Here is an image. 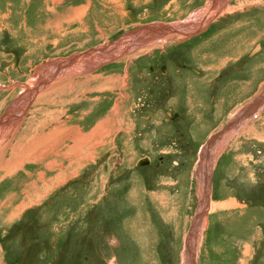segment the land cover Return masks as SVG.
<instances>
[{
    "label": "rangeland",
    "instance_id": "rangeland-1",
    "mask_svg": "<svg viewBox=\"0 0 264 264\" xmlns=\"http://www.w3.org/2000/svg\"><path fill=\"white\" fill-rule=\"evenodd\" d=\"M30 93L0 264H264V0H0V123Z\"/></svg>",
    "mask_w": 264,
    "mask_h": 264
},
{
    "label": "bare ground",
    "instance_id": "bare-ground-1",
    "mask_svg": "<svg viewBox=\"0 0 264 264\" xmlns=\"http://www.w3.org/2000/svg\"><path fill=\"white\" fill-rule=\"evenodd\" d=\"M208 21V20H207ZM196 24V23H195ZM201 27V26H200ZM155 30H157V31H159L158 29H155ZM155 30L153 31V32H155ZM198 30V29H197ZM190 32L191 31H186V34H190ZM156 33V32H155ZM185 34V33H184ZM115 47V46H114ZM130 48V47H129ZM112 49H113V47H112ZM108 50V48H104V49H100V50H97V52L95 53V52H92L91 54H89V55H87V56H85V59H82V60H86V62H84V61H82V62H76L75 64H74V62L72 63V62H67L68 64H65L64 65V67L66 68V73L68 72V70H69V72H72V71H74V73L76 74V75H83V73H81V72H84L86 69H88V68H92L93 66H95L97 63H100L101 61H105V60H110V59H114L117 55H119L118 53H116V52H114V53H112V54H110V53H108V54H110V56H106V54H107V51ZM124 50H126V49H124ZM113 51V50H112ZM125 52V51H124ZM221 53V52H220ZM124 54V53H123ZM218 55V54H217ZM220 55V54H219ZM218 55V56H219ZM78 58V57H77ZM78 60V59H77ZM95 62V64H91V63H94ZM58 65H59V63H58ZM62 65V64H61ZM87 65H89L88 67H86ZM50 67V66H49ZM53 67V66H52ZM72 67V68H71ZM86 68V69H85ZM53 73V72H52ZM65 73V74H66ZM73 73V72H72ZM59 75V72H56L55 74H53V78H54V80L56 79V78H59L60 76H58ZM71 75V74H70ZM65 77V76H64ZM67 78V77H66ZM65 78V79H66ZM72 78V77H71ZM49 81H51V80H49ZM48 81V82H49ZM112 81V80H111ZM61 84V83H60ZM41 86V84H39V87ZM54 87H56V86H54ZM61 87V86H60ZM63 87V86H62ZM58 89V88H57ZM42 90H43V88H42ZM41 90V91H42ZM259 91V90H258ZM56 93V92H55ZM258 93V92H257ZM33 98V96H31V93H30V95H28V96H26L25 98H20V100L19 101H17V105L19 106V107H17V106H15L16 108V110L18 111V115L17 116H14V117H12L9 113V115L7 116V117H5L6 119L4 120V121H1V123L0 124H2V126H1V129H3L4 130V128L5 127H9V125H11V127L12 126H15V127H17L18 125H20V118H21V116H22V114L20 113L21 111H24V110H27L30 106L29 105H31L32 104V99ZM22 101H24L23 102V104H21L22 103ZM21 104V105H20ZM22 107H23V109H22ZM242 107V106H241ZM12 109H13V107H11ZM21 108V109H20ZM240 109V108H239ZM239 109H237L236 110V112L239 110ZM13 112V111H12ZM109 116V115H108ZM259 117H257V119H258ZM10 122H11V124H10ZM69 126V125H68ZM72 126V125H71ZM73 127V126H72ZM246 130V129H245ZM6 131H4V133H5ZM55 133H58V132H55ZM63 135H61V136H59V137H57L56 139H54V141H52V142H54V144L55 143H61V141H60V139L62 140V137ZM62 137V138H61ZM68 137L69 136H67L64 140H66V139H68ZM64 140H62V143L60 144H57V145H55V146H52V147H50V149L49 148H47V147H45V153L46 154H48L49 152L48 151H50V150H54V149H56V147L57 146H61L62 144H63V141ZM72 143L74 142V137H73V140L71 141ZM72 143H71V145H72ZM59 150V149H58ZM45 153H43V154H45ZM61 153V152H60ZM59 154V153H58ZM52 155V154H51ZM67 158L68 159H70L71 161H69V165H70V167H72L73 165H74V155H71L70 153L69 154H66V160H67ZM147 160H149V159H147ZM150 163H151V160H150ZM54 165V164H53ZM147 165V164H146ZM141 166H145V164L144 165H141ZM68 167V166H67ZM60 174H58L55 178L57 179L56 181H52V180H50L51 182H49L50 184H52V186L54 185L52 182H55V183H57V181H59V178L61 179V178H63V176H59ZM64 178H66V177H64ZM60 182V181H59ZM48 184V183H47ZM47 184L45 185V186H47ZM214 207L215 206H212V210H214ZM218 208V207H217Z\"/></svg>",
    "mask_w": 264,
    "mask_h": 264
},
{
    "label": "water",
    "instance_id": "water-1",
    "mask_svg": "<svg viewBox=\"0 0 264 264\" xmlns=\"http://www.w3.org/2000/svg\"><path fill=\"white\" fill-rule=\"evenodd\" d=\"M259 99H261V100L258 101V102H256V101L259 100ZM263 102H264V98H262V97L256 99L254 103L252 102V105H251L250 107L247 106L246 110H242V111H241L242 113H241L240 117L238 118V121H240V123L243 122V120H245V119L248 117V115H249V114H248L249 111H255V110H257L258 107H259ZM240 123H239V124H240ZM232 124H234V123H232ZM232 124L229 123V124L226 126V128H225L224 130H221V132H220L219 134H217V135H215V136H213V137H221L223 133H225L227 130L229 131L231 128H233V127H232V126H233ZM213 137H212V138H213ZM148 163H149V160L144 159V160H141V161H140L139 165L141 166V165L148 164Z\"/></svg>",
    "mask_w": 264,
    "mask_h": 264
},
{
    "label": "crops",
    "instance_id": "crops-1",
    "mask_svg": "<svg viewBox=\"0 0 264 264\" xmlns=\"http://www.w3.org/2000/svg\"><path fill=\"white\" fill-rule=\"evenodd\" d=\"M262 92H263V91H262ZM262 92H261V93H262ZM261 93H260V94H261ZM255 100H256V99H255ZM255 100H254V101H255ZM254 101H253V102H254ZM250 104H252V103H250ZM250 104H249V105H250ZM246 107H247V106H246ZM246 107H245V108H246ZM245 108H244V109H245ZM259 109H260V108L258 107V109H257V110H255V111L251 112L250 114L252 115L253 113H255L256 111H258Z\"/></svg>",
    "mask_w": 264,
    "mask_h": 264
},
{
    "label": "clouds",
    "instance_id": "clouds-1",
    "mask_svg": "<svg viewBox=\"0 0 264 264\" xmlns=\"http://www.w3.org/2000/svg\"><path fill=\"white\" fill-rule=\"evenodd\" d=\"M112 243H115V241H112Z\"/></svg>",
    "mask_w": 264,
    "mask_h": 264
}]
</instances>
